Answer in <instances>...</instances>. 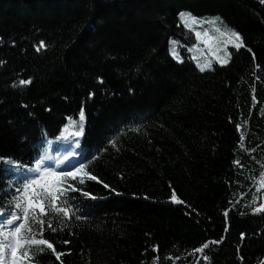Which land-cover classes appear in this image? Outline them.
<instances>
[{"label": "trees", "instance_id": "16d2710c", "mask_svg": "<svg viewBox=\"0 0 264 264\" xmlns=\"http://www.w3.org/2000/svg\"><path fill=\"white\" fill-rule=\"evenodd\" d=\"M181 11L221 17L246 47L212 71L176 64L167 38L178 36ZM0 60V156L29 158L36 142L79 139L56 137L84 101L85 138L101 147L94 174L116 189L91 185L100 198L83 206L87 218L46 232L64 244V264H264V214L251 213L264 202L262 190L251 203L264 171L255 165L264 161L261 0H0ZM163 64L173 75L161 87ZM128 118L138 130L122 126ZM8 167L0 161V180ZM172 187L184 205L169 200ZM32 264L60 261L47 250Z\"/></svg>", "mask_w": 264, "mask_h": 264}, {"label": "snow or ice", "instance_id": "6c2138e0", "mask_svg": "<svg viewBox=\"0 0 264 264\" xmlns=\"http://www.w3.org/2000/svg\"><path fill=\"white\" fill-rule=\"evenodd\" d=\"M261 2L264 3V0H261ZM179 15L186 26H191L188 25L190 20L192 24L202 25L207 23L215 27V31L219 34L218 36L210 35L207 30L203 33L196 31L195 36L197 41L202 40L208 46L221 65H227L232 56V53L227 50L228 45H231L237 51L246 47L242 34L224 24L219 16L202 21L191 12H181ZM217 22L224 25L223 29L218 26ZM43 48H46V44L44 41H40L36 50L39 52ZM248 51L251 52L252 50L249 48ZM172 55L179 59L175 51H173ZM4 63L3 60H0V65ZM211 67V63H207L201 66L200 70L205 71L206 68ZM32 82L31 78L18 81L19 85L25 86L30 85ZM100 82L103 83L102 77ZM89 95L94 96L95 94L90 93ZM262 113H264V110H262ZM84 121L85 111L81 108L79 121L76 122L69 119V123L63 125V129L57 138L70 140L72 137H81L84 134ZM235 126L238 130L242 127L241 124H236ZM70 127L73 129L72 131H69ZM109 143L113 146L116 145L115 140L110 139ZM72 144H75L76 148H81L78 139L72 140L69 147H72ZM239 147L241 149L245 147L243 132L240 134ZM104 151H107V149H104ZM252 151L254 152L255 149H252ZM76 156L81 157V159L71 163L69 157ZM97 158L95 154H92L91 158H89L88 156H83L82 151L73 150L63 160L57 158L54 165H52L46 163L48 158L39 153L35 157L30 158L28 163H22L20 160L11 157L0 156V161L11 166L17 175L15 181L11 184H5V187L10 190L4 191L3 195H0V264H32V261L38 259L46 250H50V254H54L60 264H64L61 259L64 253L57 251L53 242L44 238L45 227L47 226L52 233H56L58 228L54 226V217L62 218V225L64 221H70L74 216L78 220L87 218L84 214L75 215L79 209L75 206V197L71 195L79 193L86 199H98L99 197L92 192L85 190L84 186L87 181H96L102 184L104 188L110 189L111 192H116L115 188H111L110 185L89 170V165ZM233 164L241 169L244 168L239 159L234 160ZM61 165L63 167H60ZM0 183L5 182L0 180ZM77 185L80 186L78 187ZM262 190H264V171L259 172V187L252 194V204H257L259 197L256 193ZM245 195L246 193L244 192L240 193L241 198ZM169 200L178 205L186 203L181 199L174 187L170 190ZM189 208H191L190 205ZM251 213L253 215L264 214V202L251 207ZM189 215H191V212H189ZM228 215L229 210H225L223 216L228 217ZM240 235L241 239H243L245 234L241 233ZM222 242L223 239L206 241L200 247L194 248L193 253L203 254L211 245H219ZM63 243L67 244L69 241L65 240ZM202 258L204 261L210 259L207 255H203ZM240 259L243 260V257L241 256Z\"/></svg>", "mask_w": 264, "mask_h": 264}, {"label": "rangeland", "instance_id": "374dc122", "mask_svg": "<svg viewBox=\"0 0 264 264\" xmlns=\"http://www.w3.org/2000/svg\"><path fill=\"white\" fill-rule=\"evenodd\" d=\"M151 3V5H153V2L151 1L150 2ZM155 6H157V7H161V5L160 4H157V5H155ZM156 7V8H157ZM158 9V8H157ZM211 18H213V17H207V18H201L200 17V19L202 20V21H207V20H210ZM176 21H177V15H176ZM184 21V20H183ZM217 24H218V26H220L222 29H223V24H219V22H217ZM188 25H191L189 28L190 29H194L195 31L194 32H196V31H201L202 33L205 31V30H207L208 32H209V34L210 35H214V36H218L219 34L215 31V27L213 26V25H211V24H207V23H204V24H192V22L189 20L188 21ZM172 26H171V24L170 25H168V27L166 28V32L167 31H169L170 30V28H171ZM130 30H133L134 28L133 27H131V28H129ZM195 34V33H194ZM169 39L167 38V41H168ZM166 41V42H167ZM101 42H103V40L101 41ZM198 48L196 49V56L197 57H201V58H205L206 59V61H208V60H212V61H215V62H217L218 64H219V62L216 60V58H215V56L213 55V52L211 51V50H209V48H208V46L207 45H205L203 42H202V40L201 41H198ZM221 47H223V46H221ZM231 49H234L231 45H228L227 46V50L228 51H230ZM222 54V53H221ZM133 59H135L134 57H133ZM137 60V59H136ZM221 65V64H220ZM169 68L166 66V65H164L163 64V72H162V74L156 79L157 80V84L158 85H160L161 87H164V82L165 81H167V80H169L170 78H171V76L173 75V73H172V71H170V70H168ZM172 91H175L173 88H172ZM54 93V92H53ZM55 97H57V96H55ZM64 103H65V101H64ZM35 104V106H36V108L38 109L39 108V105L38 104H36V103H34ZM61 106V105H60ZM87 107V103H85L84 101L83 102H80V104H79V107L77 108V110H75V111H72V112H70L71 114H78L79 113V111H80V109L81 108H83L84 110H85V108ZM36 109V110H37ZM56 109H58V107H55L54 108V110H56ZM148 116V115H147ZM55 117V116H54ZM123 121V120H122ZM121 122V121H120ZM50 123V122H49ZM109 127V126H108ZM38 262H39V260H38Z\"/></svg>", "mask_w": 264, "mask_h": 264}, {"label": "bare ground", "instance_id": "6f19581e", "mask_svg": "<svg viewBox=\"0 0 264 264\" xmlns=\"http://www.w3.org/2000/svg\"><path fill=\"white\" fill-rule=\"evenodd\" d=\"M146 113H147L146 111L141 109L140 115H145ZM121 124H122V126H128L129 128L137 129V120H135V118L134 119L128 118V120L122 122ZM15 158L16 159H23V158H20V157H15ZM263 160H264V158H263ZM255 165H264V161H258Z\"/></svg>", "mask_w": 264, "mask_h": 264}]
</instances>
